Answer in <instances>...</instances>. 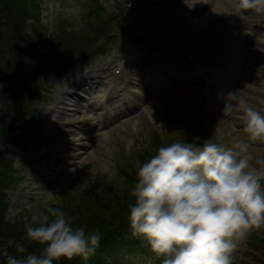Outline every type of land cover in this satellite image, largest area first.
I'll use <instances>...</instances> for the list:
<instances>
[{
	"label": "rangeland",
	"instance_id": "374dc122",
	"mask_svg": "<svg viewBox=\"0 0 264 264\" xmlns=\"http://www.w3.org/2000/svg\"><path fill=\"white\" fill-rule=\"evenodd\" d=\"M89 1L92 5V0ZM98 1L105 8L100 14L103 13L106 16L117 15L118 7L123 3V0ZM82 3L83 0H43L41 8L43 21L51 24L55 20H64L66 24H71L69 33H73V36L65 44H61L62 46L55 40L53 49L50 43L45 42L41 45V51H35V54L34 47L25 41V49H30L28 54L33 58L30 60L31 56H29V60L20 59L15 62L14 68L19 67L17 73L35 66L37 60L45 63L48 59L54 58H46L47 56L63 58L95 45L98 39L92 40V37L97 33L104 34L106 29L103 28L106 25L102 28L103 23L97 21V26L93 22V18L96 17L93 14L95 11L83 8ZM142 8L144 11H141L137 19L133 21L139 34L142 33L149 19L153 22L158 20L157 16L153 18L151 14H159V7L155 10L146 6ZM132 13L134 16L133 11ZM242 22H244L243 19ZM110 25L114 23L110 21ZM49 36L50 34H47V37ZM142 37L145 39V44L142 43L138 49L128 44L140 40L138 36L118 33L114 39L111 38V44H107L111 65H107V58L101 54L85 59L83 70L86 71L85 75H89L87 79L85 77V80L91 84L96 83L99 80V74L92 70L98 67L106 69L108 66L113 71L122 57L128 55L129 59L126 63L124 62L125 64L123 63L124 67L120 75L123 90L131 91L142 86V81L138 84L135 80L139 69V77L152 83L153 79L145 70V61L158 62V69L163 71L166 67L162 62H174V59L178 57L176 56L178 48L161 45L155 42L153 37L144 35ZM54 39H52L53 43ZM194 39L195 35L185 30L181 40L182 46L190 44ZM147 45L153 47L148 52L150 56L147 54ZM76 64L79 65V63ZM78 72H80L79 69ZM239 76H242V82L235 88L238 92L235 98L243 103L240 107L242 111L231 112L229 108L222 107L220 104L212 105L205 100L191 99L186 92L178 94L175 87H169L167 90L155 91L151 99L143 101L142 104H131L127 109L119 112L114 120L101 124L98 121L97 126H94L95 128L91 131L90 127L96 116L93 115L95 111L89 112L85 120L81 119L80 106L82 105L81 109H85L83 107L86 105V94L80 91L81 89H75L77 78L70 72L66 77L64 75L62 81L55 80L54 86L50 87L52 89H49L44 96L45 101L43 98L36 101L37 110L35 112L32 110L34 114L20 122L21 125L31 127L22 128L19 131L18 142L23 150L10 149L13 152L11 157L15 161L14 167L21 173H18L20 178L18 183H15L7 192L9 199L7 218L21 217L22 211L29 207L35 208L40 202L53 200V204H58L62 200L68 203V195L83 192L85 196L79 200L82 203L77 208L93 215L97 218L96 226L103 227L110 218L119 214L123 206L127 207L130 204L128 201L130 194L126 191L127 187L122 185L126 175L132 172L127 169L118 171V167L125 166L127 161H131L136 167L137 161L141 164L146 162L160 146L171 142L185 140V142L202 143L212 138L221 145L231 147L237 140H244L249 145L247 154L250 162L255 167H261L258 161H264V141L247 139V134L244 132L247 107L244 103L250 104L247 105L249 108L264 113V67L248 64L240 71ZM46 77L49 80L53 79L50 73ZM106 80L107 78L103 83L107 82ZM46 82L48 86L49 81ZM130 83L134 85L131 86ZM174 84L179 85L178 81H174ZM67 86L69 89L82 93L80 99L66 100L67 95H63L67 93L65 92ZM151 88L148 86L145 91L149 94ZM94 97L96 94L92 99ZM60 99H62L61 103L74 104V107L66 104L74 110H66V113H63L66 117L59 118L60 124L65 126H60L56 122L60 112L54 106H59ZM116 99L117 97H114L112 100ZM216 108H219V111ZM160 135L161 141H159ZM26 136L29 138L26 139ZM36 141L40 143L38 149L31 147ZM128 231L131 232V229L129 228ZM9 243L12 248L16 247L18 242L11 237ZM105 250L106 248H103L98 252L100 259L104 258L113 264H159V261L153 259L147 246L135 238L126 249L107 248ZM232 264H264V224L258 229L251 230L247 237L238 243L232 253Z\"/></svg>",
	"mask_w": 264,
	"mask_h": 264
},
{
	"label": "clouds",
	"instance_id": "9594fccd",
	"mask_svg": "<svg viewBox=\"0 0 264 264\" xmlns=\"http://www.w3.org/2000/svg\"><path fill=\"white\" fill-rule=\"evenodd\" d=\"M241 6L251 5L241 0ZM244 132L250 141H264V113L246 108ZM248 147L244 140L231 147L212 138L183 140L137 161L129 226L159 264H232L238 243L264 224V161L253 166ZM74 221L53 205L34 213L25 239L41 246L39 254L24 255L18 244L21 255H7L6 264L87 261L101 236Z\"/></svg>",
	"mask_w": 264,
	"mask_h": 264
},
{
	"label": "trees",
	"instance_id": "16d2710c",
	"mask_svg": "<svg viewBox=\"0 0 264 264\" xmlns=\"http://www.w3.org/2000/svg\"><path fill=\"white\" fill-rule=\"evenodd\" d=\"M39 20L36 0H0V110L4 107L0 111V122L3 124L10 123L13 118L22 115L29 109L25 93H30V90L32 91L33 88L30 86L29 89L25 83H17L15 81L19 67H14L15 62H18L20 59L29 60V56H31L28 54L30 49H25L26 42L31 44V47H35L38 43L43 44L48 41V39H52L47 38V29L41 26ZM97 21L103 23V28L106 22L101 21L99 17L96 16L93 22L98 26ZM103 29L107 30V27ZM50 35H52V33H50ZM72 36L73 33H64L53 37V39L55 38L54 43L56 40L59 42L60 46H62L61 44H65ZM98 36L99 33L93 36L92 39ZM32 58L31 56L30 60ZM41 61L37 60L35 63ZM11 86H15V91ZM123 169L131 170L132 172L126 175L122 185L127 187L126 191L130 193V189L133 186L132 183L135 182L137 164L135 167L131 161H127L125 166L118 167V171H123ZM16 174L17 170L13 168L12 160L3 158V155L1 158L0 155V264H6L7 255H21L17 253L16 247L10 248L9 240L11 237L18 242L17 245L22 244L27 249L24 255L33 252L39 254L41 246L25 239V224L31 221V217L34 213L43 210L48 205L59 207L66 215L74 217V223L78 226H85L86 232L98 230L101 236L99 247L87 261L83 260L81 257H76L71 261L62 259L59 262H54V264H107L106 259L103 257V259H100L98 252L103 248H106V250L107 248H115L117 246L120 248L131 243V241L126 240V227L129 225L127 216L129 215V205L134 203L131 197L128 199L130 204L127 207L123 206L119 214L114 218H110V221L103 227L96 226L97 218L93 215H89L87 211L77 208L79 207L78 205L82 203V201L79 200L85 196L83 192H76L73 195H68V203L62 200L58 204H53V200L40 202L36 204L37 207H29L27 210L22 211L23 216L8 219L7 212L9 201L7 199L6 190L12 188L17 182L18 177ZM30 203H32V201H30ZM121 205L122 204H120V206Z\"/></svg>",
	"mask_w": 264,
	"mask_h": 264
},
{
	"label": "bare ground",
	"instance_id": "6f19581e",
	"mask_svg": "<svg viewBox=\"0 0 264 264\" xmlns=\"http://www.w3.org/2000/svg\"><path fill=\"white\" fill-rule=\"evenodd\" d=\"M180 1H182V0H180ZM205 1L209 2V1H213V0H190L191 6H195V5H197V6L192 11L193 13L191 14V16L189 15V16L185 17L182 20V22L180 23L182 26H185L183 28L186 29L187 32H189V34L195 35V39L193 40L192 43H196L199 46L202 45V43L204 42L203 39L207 35L208 22H209L210 17L212 15H214L215 18L217 17L216 8L215 7H213V8L205 7L204 6ZM187 6H188V2H187ZM153 9H155V8H153ZM257 13L258 12H253L251 14V16L258 15ZM255 17H258V16H255ZM252 21L253 20H250L247 23V30L248 31L250 30L251 26H253ZM256 25H257V27L255 28V33L258 35H262V30L264 29V21H262L261 18H258L256 20ZM208 70H209V77H211V75H212V76H214V78H216V71L219 72V70H221V69L219 68V66L215 65L213 67L209 66ZM206 85H208V84H206ZM124 96L125 95H122L121 98H124ZM120 101L129 103L128 99H126V100L120 99L118 101V106H123V105L127 104V103H121ZM116 107H117V105H113V107H112L113 112L117 111ZM57 109H58V107H57ZM105 116H108L107 112H103V111L98 112V117H101L103 120L105 119Z\"/></svg>",
	"mask_w": 264,
	"mask_h": 264
}]
</instances>
